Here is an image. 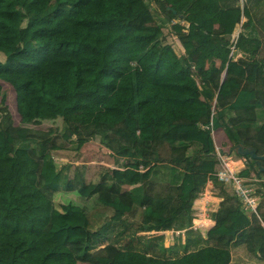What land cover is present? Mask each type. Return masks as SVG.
Returning a JSON list of instances; mask_svg holds the SVG:
<instances>
[{"label": "trees", "instance_id": "1", "mask_svg": "<svg viewBox=\"0 0 264 264\" xmlns=\"http://www.w3.org/2000/svg\"><path fill=\"white\" fill-rule=\"evenodd\" d=\"M237 3L0 0V264H78L81 255L95 264H229L237 244L264 257V188L255 190L263 195L255 212L244 213L237 196L225 192L210 212L211 226L203 233L188 226L194 197L214 177L213 141L199 124L210 115L242 15V36L229 44L242 57L217 85L210 125L215 130L221 119L235 129L225 128L233 142L255 148L248 130L264 136V12L256 17L264 0ZM164 25L177 35L181 56L161 38ZM3 82L13 90L17 124L6 113ZM55 119L59 125L45 130L27 125ZM89 139L116 157L151 164L115 168L95 181L73 169L64 182L73 194L58 209L49 194L59 189L62 170L52 152L78 151ZM253 168L249 158L238 173ZM86 200L98 207L90 211ZM115 227L116 237L127 229H183L172 247L181 253L119 247L106 241ZM99 238L105 243L96 248Z\"/></svg>", "mask_w": 264, "mask_h": 264}, {"label": "rangeland", "instance_id": "2", "mask_svg": "<svg viewBox=\"0 0 264 264\" xmlns=\"http://www.w3.org/2000/svg\"><path fill=\"white\" fill-rule=\"evenodd\" d=\"M243 2L244 0H238V3L240 5H243ZM245 4H247V0H245ZM149 6H150L152 13L156 16V18L159 17L161 12L157 11L155 5H153L152 2H149ZM263 12L264 11L260 9V11L256 13V17L259 18L260 14H262ZM235 27H237V25ZM259 27L261 26L259 25ZM165 28H166V25L162 27L163 35L162 36L160 35L161 38L164 36V39H166L165 37L166 29ZM241 36H242V31H241ZM261 36H262L261 43L262 45H264V32L261 33ZM174 48L176 49L178 53L180 52V47L174 46ZM260 50L262 51V47L260 48ZM236 52H237L236 58L242 57V52L238 48L236 49ZM2 58H3V54L0 52V60ZM1 88L5 96V104L7 107L6 113L9 114L11 123L17 124L19 122L17 119L16 111H15L13 90L10 87V85L5 82L2 83ZM0 108H1V105H0ZM7 114H5V116H7ZM27 125L30 128H37V129L45 130L48 127H54L56 125H59V120L58 119L44 120L41 123H38L35 125H33V123L32 124L28 123ZM234 132H235V129H234ZM258 133H261V132H256L253 128L252 129L250 128L248 130L249 135H246V136L248 137L247 139H249L253 143H256V148H261L264 146V139L259 138L258 136H262L263 138L264 136L258 135ZM214 141H217V137L214 138ZM242 145L247 146V147L250 146V145H244V144ZM216 146H220V145H216ZM221 146H224V145L222 144ZM253 147L255 148V146ZM226 148H227V145H226ZM52 155L55 160L57 168L62 170V181H61V185L59 189L49 194L53 205L58 209H60V204L64 201V199L68 196V194L69 195L73 194L72 192H66L65 187H64L65 179L68 176L69 172L72 171L73 169L75 172L81 174L86 181H95L98 178L105 176V174L107 173L108 175H112V172L110 171L112 169L123 168L125 165L132 166V163L125 159L118 161L119 160L118 157H113V154L95 139H89L85 141L81 145L78 151H72L67 148H62V149L53 151ZM259 165L264 166V161L263 160L260 161ZM146 167L147 165L144 163V161H138L136 166L132 168H138V169L143 170ZM250 172L252 173V175H250L251 178H249L246 184L254 188L253 189L254 191L256 190V188H260L259 191L263 192L261 188H264V170L258 168L257 165H254V168ZM218 191H219L220 197H222L223 191H221L219 187H218ZM85 204L87 205V208L90 211L98 207L96 203L89 201V200H86ZM244 213L249 214V211L246 209ZM115 231H117L116 227L112 228L111 232L108 231L110 234L109 236L106 237V241L113 243L119 247H123V244L126 245L127 242L130 244L128 246L134 247L137 249H143L144 246L151 244L154 246V249L157 251H152L151 248L145 249L149 253H155L158 255H177L181 253V250H178L176 253L172 252V247L176 246L179 242H182V238L178 234L173 235L172 239L170 240V243L163 244L162 237L160 240L158 236H155V235L148 236V235L141 233L139 230L135 232H130L129 229H127L126 231L121 233L118 237H116L118 233ZM103 242L104 241H102V239L100 238L96 239V245L102 244ZM247 249L248 247H246L244 244H237V245L231 246L230 248L231 258H230L229 264H263L259 259L248 258L249 256L247 254ZM93 250L94 249H91L89 251H93ZM250 256H252V254ZM76 260L78 264H95L88 257V255L77 256Z\"/></svg>", "mask_w": 264, "mask_h": 264}, {"label": "built area", "instance_id": "3", "mask_svg": "<svg viewBox=\"0 0 264 264\" xmlns=\"http://www.w3.org/2000/svg\"><path fill=\"white\" fill-rule=\"evenodd\" d=\"M165 37L166 39H163L165 42L169 43L176 55L179 57L183 53V48L179 42V39L177 38V35L173 33L169 26L166 25L165 28ZM163 35V34H162ZM230 44V41H229ZM228 44V50L226 52V55L222 61V64L220 65V75H223L226 70L228 69V66L230 62L236 57L237 52V45L231 50L230 46ZM180 47V52L178 53L176 49L174 48ZM191 70V67L189 68V71ZM211 120L208 119L204 123L199 124L200 127H203L205 129L208 128V135L210 138L211 136ZM207 127V128H206ZM234 142H231L230 147L226 146H216L214 145L213 152H212V174L214 177L211 179L212 181H216L219 184L222 185L223 190L228 194H235L237 198L241 202V211L245 212L247 209L250 212H255V207L263 195L259 191H254L252 187L248 186L246 182L249 180L250 175H252L251 172H249L248 175H240L238 172L240 169H242L246 164V156L244 154L238 153L235 148L233 147ZM214 161V162H213ZM245 162V164H244ZM229 186V189L227 188ZM205 193L204 190H200L197 193V198H199L198 203L194 206H191V221L189 224V228L198 230L200 232L204 231L206 228H208V224H206L203 220L209 219V214L212 210H214L216 207V204L214 202H207V200L203 199ZM219 195V191H218ZM220 196V195H219ZM222 200V198L220 197ZM178 230H170L164 234V241L166 243H170V240L172 239L173 235L177 234ZM183 239V236H181Z\"/></svg>", "mask_w": 264, "mask_h": 264}, {"label": "crops", "instance_id": "4", "mask_svg": "<svg viewBox=\"0 0 264 264\" xmlns=\"http://www.w3.org/2000/svg\"><path fill=\"white\" fill-rule=\"evenodd\" d=\"M241 8H243L244 6L247 8V4H245V0H244V2H243V5H240L239 3H237ZM245 18H246V16H244V15H242L241 16V19H240V22L239 23H236L235 24V26L237 25V27H235L234 26V29H233V32H232V34L234 35V36H236V37H234L232 34H231V37H230V41L232 42V44H234L235 43V41H236V38H237V36H238V34L239 33H241V31H242V27H243V24H244V21H245ZM234 47H232V49H233ZM231 49V50H232ZM184 53V52H183ZM225 74V73H224ZM224 74L223 75H220V73L217 75V78H216V84H215V87H214V89H213V96H212V98H211V101H210V105H209V111H210V115H209V117L207 118V120L208 119H210L211 118V115H212V113H214V111H215V107H214V101H215V92H216V89H217V85L219 84V82L221 81V79L223 78V76H224ZM207 87V85L206 84H204L203 85V88H206ZM225 128H228V130L231 132V133H233L234 132V128H233V126H231L230 124L229 125H227V127H226V125L224 124V122L221 120V119H218V127L215 129V130H213V128H212V126H211V136H212V141H213V145H224V146H222V147H225L226 145L227 146H229L230 147V144H231V142H233L232 140V137H230L231 135H227V133L225 132ZM217 137V141H214V138H216ZM235 144H237L236 142H234ZM240 144V143H239ZM244 145H246V144H244ZM233 146H234V144H233ZM251 147H253V146H251ZM255 152H256V150H255ZM257 153V152H256ZM262 153H264V152H262ZM258 154H260V153H258ZM244 155H248V154H244ZM249 156V157H248ZM246 158L247 159H249V158H252L253 159V161H254V165H257L256 163H255V159H259V164H260V161H264V158H255V157H251L250 155H248ZM113 157H116L115 155H113ZM118 158H119V160L118 161H121L122 159L124 160H127V161H130L131 163H132V166H129V165H126L127 167H130V168H132V167H135L136 166V164L138 163V159L137 158H128V157H121V156H117ZM142 161H144V163L148 166L149 164H151V161H145V160H142ZM258 166V168H259V166H261V165H257ZM133 169H136V170H142V169H138V168H133ZM218 187L220 188V190L221 191H223L222 193H225V191L223 190V187H222V185L221 184H219L218 182H216V181H212L211 179H208L206 182H205V184L203 185V187L201 188L202 190H204V193H205V195H204V197H203V199H205V200H207V202H214L215 204H216V206L215 207H217V204H218V202H219V200H220V196L218 195ZM228 189H229V186L227 187ZM198 200H199V198H197V195L194 197V199H193V201H192V204H191V206H195L197 203H198ZM206 224H208V227L209 226H211L212 224H213V219L210 217V214H209V219L208 220H203ZM189 226V225H188ZM170 230H178V233L180 234V237L183 235L182 234V231H183V229H174V228H167V229H161V230H154V229H150V230H139L141 233H143V234H145V235H155V236H161L162 237V242H163V244H167L165 241H164V234L166 233V232H168V231H170ZM194 230V229H193ZM245 230L247 231V234H248V240H249V242H251L252 244H254V242H252L251 241V239H250V230L246 227L245 228ZM177 233V234H178ZM201 233H203V231L201 232ZM178 234V235H179ZM120 239V238H119ZM105 243V241L102 243V244H99V245H97L96 246V248L97 247H100V246H102L103 244ZM124 243V242H123ZM127 245H130L128 242H127V244L126 245H124L123 244V247H125V246H127ZM147 248H151V250L152 251H157V250H155L154 249V246L153 245H151V244H148V247ZM254 248H255V244H254ZM254 250V249H253ZM231 251V250H230ZM252 251V250H251ZM249 251V250H247V254H248V258H250V259H253V258H256V259H259L263 264H264V257H260V255H259V251ZM250 252H251V254H252V256H250L251 254H250ZM231 258V257H230Z\"/></svg>", "mask_w": 264, "mask_h": 264}, {"label": "water", "instance_id": "5", "mask_svg": "<svg viewBox=\"0 0 264 264\" xmlns=\"http://www.w3.org/2000/svg\"><path fill=\"white\" fill-rule=\"evenodd\" d=\"M179 17L181 16V14L178 15ZM222 80V79H221ZM235 148V150L238 152V153H241V154H248L250 155L251 157H255V158H264V153H256L255 152V148L254 147H251V146H243L242 144H235L233 146ZM260 169L264 170V166H259Z\"/></svg>", "mask_w": 264, "mask_h": 264}, {"label": "flooded vegetation", "instance_id": "6", "mask_svg": "<svg viewBox=\"0 0 264 264\" xmlns=\"http://www.w3.org/2000/svg\"><path fill=\"white\" fill-rule=\"evenodd\" d=\"M251 146V145H250ZM255 163L259 165V159H255Z\"/></svg>", "mask_w": 264, "mask_h": 264}, {"label": "bare ground", "instance_id": "7", "mask_svg": "<svg viewBox=\"0 0 264 264\" xmlns=\"http://www.w3.org/2000/svg\"><path fill=\"white\" fill-rule=\"evenodd\" d=\"M233 35V34H232ZM234 36V35H233ZM234 37H236V36H234ZM222 198V197H221Z\"/></svg>", "mask_w": 264, "mask_h": 264}]
</instances>
